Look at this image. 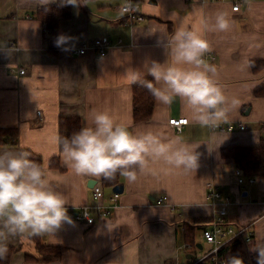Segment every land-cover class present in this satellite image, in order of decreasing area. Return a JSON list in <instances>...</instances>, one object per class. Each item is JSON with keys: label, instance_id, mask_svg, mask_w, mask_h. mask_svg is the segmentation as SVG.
Masks as SVG:
<instances>
[{"label": "crops", "instance_id": "0c3cea01", "mask_svg": "<svg viewBox=\"0 0 264 264\" xmlns=\"http://www.w3.org/2000/svg\"><path fill=\"white\" fill-rule=\"evenodd\" d=\"M124 1L81 0L78 8L70 6V15L60 20L57 32V37L72 38L63 46L69 49L65 51L55 44L50 48L41 22L29 16L40 6L37 0H0V126H14L18 133L17 147L2 142L0 151L16 152L23 145L39 153L41 167L68 201L70 217L81 205L96 203L87 185L90 178L101 184L104 205L111 203L113 184H104L102 177L77 176L63 164L57 140L60 115H77L86 127L92 126L95 112L107 111L133 135L152 132L169 139L180 137L188 145H199V167L184 173L156 163L151 165L155 175H142L135 183L119 175L117 183L123 190L107 215L93 210L96 219L92 224L74 216L55 235H38L41 244L63 247L59 257L26 259L25 252L35 254L36 250L33 237L23 235L9 243L14 250L0 264H192L211 246L206 242L207 249L194 258L195 252L186 248L183 226L193 218L207 217L194 223L199 225L197 248H203L198 241L201 227L215 211L207 195L208 182L230 198L227 220L236 226H251L253 246L264 242V177L243 175L240 170L244 180L238 183L234 170L239 167L220 154L223 145L256 144L264 135V96L253 94L264 83V66L258 71L250 66L251 59L264 57V0H247L237 10L231 0H138L144 20L134 25L126 22L120 10ZM221 11L228 13L232 26L226 33H205L213 54L205 60L216 66L215 79L229 99L240 101L223 122L235 128L215 130L194 123L179 99L170 106L155 101L151 117L134 122L126 69L143 72L152 60L165 62L159 39L170 36L182 23L199 30L202 19L214 21ZM99 36L109 41L105 55L91 48L82 54L72 51ZM172 116H186L188 121L178 130L167 122ZM239 123L245 127L239 129ZM55 154L63 170L49 166ZM248 176L254 180L248 181ZM159 196L163 202H157ZM250 247L244 240L225 257L239 256L245 264H257V253Z\"/></svg>", "mask_w": 264, "mask_h": 264}, {"label": "clouds", "instance_id": "9594fccd", "mask_svg": "<svg viewBox=\"0 0 264 264\" xmlns=\"http://www.w3.org/2000/svg\"><path fill=\"white\" fill-rule=\"evenodd\" d=\"M56 2L37 0L45 8ZM82 4L81 0H59V6L78 8ZM231 26L224 11L218 12L214 21L202 19L199 30H190L182 23L170 36L158 40L167 57L165 62L152 60L144 65L143 72L129 67L126 69L129 84L146 88L159 104L170 106L179 99L194 123L218 127L227 121L240 101L229 99L215 79L216 66L206 62L205 56L212 47L205 33H226ZM71 39L60 34L55 45L67 51L63 46ZM57 140L63 164L77 176L112 180L119 174L135 183L142 175H155L151 165L156 163L184 173L195 172L199 167L200 154L196 151L199 145L193 147L180 137L169 139L152 132L133 135L107 111L95 112L92 126ZM30 156L23 145L16 152L0 151V260L7 259L8 245L14 239L23 235H55L65 222L72 223L66 207L68 201L58 185ZM250 244V251L257 253V264H264V242ZM224 264H244V261L239 256H229Z\"/></svg>", "mask_w": 264, "mask_h": 264}, {"label": "trees", "instance_id": "16d2710c", "mask_svg": "<svg viewBox=\"0 0 264 264\" xmlns=\"http://www.w3.org/2000/svg\"><path fill=\"white\" fill-rule=\"evenodd\" d=\"M70 15L69 6H59V0L45 8L38 6L31 11L29 16L38 19L41 22L43 35L48 40L52 49L55 48V40L57 38L58 25L60 20L67 18ZM251 69L258 71L264 66V57L255 58L250 60ZM146 79L151 80V76H146ZM132 88V118L134 122L145 121L151 117L155 99L151 93L144 87L131 84ZM253 94L256 96H264V83L253 90ZM58 138L70 137L74 132L81 129V119L77 115H60L57 121ZM264 132V124L261 126ZM17 128L14 126H0V143L7 142L11 146L17 147ZM59 149L60 145L58 144ZM21 148H19L20 150ZM25 151L31 153L30 158L36 163L42 165V158L39 153L32 151L29 148H23ZM220 154L223 157L231 159L241 170L243 175H253L255 177H264V135L260 138L256 144L242 145V144H227L220 148ZM49 166L63 170V166L60 163L59 155L55 154L49 158ZM119 174L115 179L108 180L102 178L104 184H116ZM207 220V217H196L191 222H184V242L189 253H194L198 247V242L195 239L196 231L199 228L196 222H202ZM202 226L201 228H203ZM35 244V254L30 252L26 253V259H42L50 260L60 256L63 251V247L41 244L39 236H32ZM244 241L243 235L239 234L229 240L226 244L219 248V257L226 259V254L233 250V252L239 248ZM9 252L7 259L0 260V262H7L14 250L12 246H8ZM192 264H212L210 257L201 258ZM245 264V263H244Z\"/></svg>", "mask_w": 264, "mask_h": 264}, {"label": "built area", "instance_id": "2783aa9c", "mask_svg": "<svg viewBox=\"0 0 264 264\" xmlns=\"http://www.w3.org/2000/svg\"><path fill=\"white\" fill-rule=\"evenodd\" d=\"M231 1L233 10H237L238 8H240L241 3L246 2L247 0ZM120 10L124 12L126 16V22L129 24H138L144 20V14L140 10V3L138 0H125L120 5ZM108 46V39L105 36H99L92 39L91 41L82 42L79 46L74 47L72 51L77 54H82L87 49L91 48L99 55L103 56L107 53ZM205 57H213V54L209 52ZM17 71L19 73H23L24 68H17ZM187 121L188 119L186 116H172L167 120L169 125L178 130L185 123H187ZM238 127L239 129H243L245 125L239 123ZM234 128L235 124L233 123H221L218 127L212 129L233 130ZM234 171L237 176V182L242 183V181L244 180V176L241 174L240 169L235 168ZM247 179L250 182L254 180L252 176H248ZM91 190L92 196L95 199L96 203L83 204L77 209L75 213V217L77 219L84 221L87 224H92L95 222L96 217L93 214V210L97 211L99 215H107L110 212L111 207L115 206V202L119 196L118 192L113 191L110 195V205H104L101 202V199L103 198V189L101 184L94 183L91 187ZM207 195L210 198V202L215 206V211L208 224L201 229L202 238L211 246L209 251L202 258L210 257L212 264H224L225 259L219 257V248L239 234L243 235V238L246 242H251L253 231L251 226H236L233 222L227 220L228 207L231 200L228 196L222 195L218 189V186H216L212 182L207 183ZM163 201V196H159L157 198L158 203Z\"/></svg>", "mask_w": 264, "mask_h": 264}, {"label": "water", "instance_id": "95a60500", "mask_svg": "<svg viewBox=\"0 0 264 264\" xmlns=\"http://www.w3.org/2000/svg\"><path fill=\"white\" fill-rule=\"evenodd\" d=\"M95 182H96V179H92V178H90V179L88 180V182H87V185L90 186V187H92L93 184H94ZM112 190H113L114 192L121 193L122 190H123V185H122L121 183H116V184H114V185L112 186ZM75 213H76V212H73V213L71 214V217H74V216H75ZM199 247H201V244H199ZM187 256L191 257L192 254H187Z\"/></svg>", "mask_w": 264, "mask_h": 264}, {"label": "rangeland", "instance_id": "374dc122", "mask_svg": "<svg viewBox=\"0 0 264 264\" xmlns=\"http://www.w3.org/2000/svg\"><path fill=\"white\" fill-rule=\"evenodd\" d=\"M180 236H181V234H180ZM198 241L202 243L203 248H196L195 249V257L194 258L199 257L207 249V243L202 238H198ZM182 256H183V254H182Z\"/></svg>", "mask_w": 264, "mask_h": 264}]
</instances>
